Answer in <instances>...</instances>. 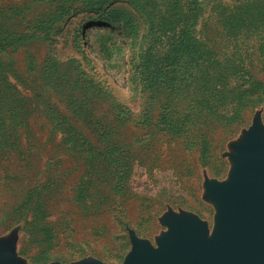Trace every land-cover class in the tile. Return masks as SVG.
<instances>
[{"label":"rangeland","instance_id":"rangeland-1","mask_svg":"<svg viewBox=\"0 0 264 264\" xmlns=\"http://www.w3.org/2000/svg\"><path fill=\"white\" fill-rule=\"evenodd\" d=\"M176 1L0 0V245L20 264H123L169 215L213 230L206 182L264 134V0Z\"/></svg>","mask_w":264,"mask_h":264},{"label":"water","instance_id":"water-1","mask_svg":"<svg viewBox=\"0 0 264 264\" xmlns=\"http://www.w3.org/2000/svg\"><path fill=\"white\" fill-rule=\"evenodd\" d=\"M206 184L218 209L211 232L198 217L169 215L157 246L132 234L123 264H264V134L259 122L237 145L228 179ZM0 264L20 263L0 245Z\"/></svg>","mask_w":264,"mask_h":264},{"label":"trees","instance_id":"trees-1","mask_svg":"<svg viewBox=\"0 0 264 264\" xmlns=\"http://www.w3.org/2000/svg\"><path fill=\"white\" fill-rule=\"evenodd\" d=\"M178 1H179V2H182V4L185 5V1H186V0H177L176 2H178ZM244 6H245V5H243V7H244ZM243 7H242V8H243ZM246 9H247V12H248V10L250 9V6H247ZM255 9H256V8H253V9H252V11H251V16L254 17V18L256 17V18L259 20V23H260V22L263 21L262 19H264V15H263V14H258V15H256V14H255ZM243 12H244V15L246 16L247 13H246L245 11H243ZM236 18L238 19V21L240 22V24L242 23V21H243V19H244V17L242 16V13H241V15H237ZM259 23H257V24H259Z\"/></svg>","mask_w":264,"mask_h":264}]
</instances>
